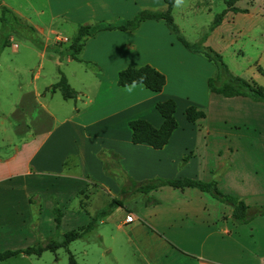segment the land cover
Returning <instances> with one entry per match:
<instances>
[{"label": "crops", "instance_id": "0c3cea01", "mask_svg": "<svg viewBox=\"0 0 264 264\" xmlns=\"http://www.w3.org/2000/svg\"><path fill=\"white\" fill-rule=\"evenodd\" d=\"M53 1L52 5L56 8L55 11L50 9V19L57 17L71 28L76 27V31L83 24L130 18L138 9L134 7L136 3L152 10L164 9V2L161 0L124 2L113 12L106 2L104 5V0H97L99 2L96 7L87 6L88 0ZM50 2L48 0V4ZM233 6L247 11L246 8L234 4ZM10 10L21 22L31 25L43 37L44 45L49 46L46 43L47 37L42 34L39 20L32 21L16 8L12 7ZM229 12L233 16L239 13ZM220 23L212 29L211 34L218 31ZM54 55L58 59L69 57L61 53ZM77 57L79 61L69 58L83 64L86 70L89 66L97 70L92 72L97 83L95 92L88 96L74 89V104L64 115L58 116L53 109H46L39 104L41 114L35 113L28 125L20 126L18 120L16 121L18 124L13 127L14 131L20 133L22 128L23 131H31L19 144L12 145L9 153L0 155V191H12L9 184L19 180L33 183L36 178L48 176L58 178L60 183L40 184L43 188L41 194L45 199L47 187L48 190L52 189V193H49L56 196L61 195L63 189L67 188L72 197L73 194L76 196L83 192L89 183L107 192L109 200L116 198L122 182L117 183L104 172L102 161L97 156L100 150H111L117 154L116 163H111L114 165L112 170L123 178V182L126 177L133 180L153 177H191L202 181L214 179L217 188L224 193L244 197L249 203L264 202V159L259 176H255L257 181L248 175L258 173L255 169L253 171L254 163L251 159L245 160V166H242L244 172H248L247 175L238 176V166L241 163L235 158L238 142L221 146L216 142V136L210 137L215 133L211 127H194L195 124L201 125L209 114L220 113L221 97L208 91L206 86L207 77L215 72L214 67L203 56L187 50L168 31L163 20L146 19L130 31L100 30L85 38ZM58 59L56 63H60ZM145 64L164 75L165 83L159 91H151L142 84L116 85L117 72L120 69ZM195 78L196 82L193 80ZM105 81H108V85L103 87ZM191 81L195 83L193 88L190 87ZM189 92H194V98H200L201 101L194 100ZM81 94L85 100L79 98ZM36 96H40L38 91L33 92V97ZM167 98H172L175 102L173 115L176 123L179 118H184V121L180 125L177 123L160 149H153L145 143H131L130 130L125 128L126 122L139 117L158 127L162 118L155 110L154 103ZM228 98L236 100L235 105L239 107L243 105L246 112L250 109L255 113L264 112V105L249 102L245 96ZM189 105L201 109L204 116L194 122L187 121L183 111ZM179 127L190 130L195 128V131L197 128V131L203 132L202 148L204 151L211 148L214 155L212 163L204 160L202 164L195 163L196 159L199 162L200 157L193 156L184 165L179 164L182 149H186L184 143L172 141L179 133L178 130H181ZM59 131L69 132L70 136L61 140ZM74 131H79L80 137L74 135ZM257 143L256 145L264 149V142ZM254 144L255 142L252 147ZM196 164L200 166L199 170L195 168ZM248 179L253 183L248 185V181H244ZM151 191L154 192L157 203L142 205L140 210L134 212L127 210L122 203V206L114 208L99 221L97 237L103 241L106 239L107 245L105 249L96 251L99 257L97 260L108 259L115 261V264H239V261H244L245 264L256 261V264H260L257 263L258 260L264 259V215L257 216L246 224H234L228 218L229 206L212 203L207 193L196 188L160 186ZM29 194L30 190H27L24 200ZM135 194L140 195L138 197L146 196ZM47 201L46 199L45 206H50ZM31 208L33 207L30 205L18 208L0 205V250L24 248L33 243L36 234L31 231L27 233L30 228L28 219L31 218ZM140 211L143 212L142 215L139 214ZM118 212L121 215L115 220ZM129 214L133 215V219L125 222V216ZM240 231L248 237H253L256 232L263 246L255 250L245 245L247 241L239 245L237 242L242 235ZM16 234L23 239L29 236V239L17 245ZM12 237H15L14 241Z\"/></svg>", "mask_w": 264, "mask_h": 264}, {"label": "rangeland", "instance_id": "374dc122", "mask_svg": "<svg viewBox=\"0 0 264 264\" xmlns=\"http://www.w3.org/2000/svg\"><path fill=\"white\" fill-rule=\"evenodd\" d=\"M161 1L164 2L163 0ZM88 2L87 6L95 5L96 7L99 1L88 0ZM105 2L112 12L124 2L136 3L135 0H104V5H106ZM0 3L9 9L12 7L16 8L23 16H28L32 21L39 20V26L43 30L42 34L47 37L48 41L46 43L51 50V52L49 50L40 51L38 47L34 46L17 31L11 30L8 37L11 45H5L0 52V155H3L9 153L12 150V145L19 144L20 140L25 138L31 131L30 129L23 131L22 128L20 133H18L14 131L13 127H17V120L20 126L22 124L28 125L29 120L32 119L35 113L41 114L39 112L41 110L39 104H42L46 109H53L58 116L66 114L74 104L73 99L63 98L59 90L53 92L49 90V86L58 79L59 71L65 75L71 88L79 92L82 91L83 95L91 96L95 92L97 85L92 72H97V70L91 66L87 67L89 69L86 70L83 64L75 62L69 57L58 59L57 55H54V53L63 52L70 46L76 27L71 28L70 25L62 23L57 17L50 19V9L52 8L55 11L56 8L52 5L54 3L53 0H51L50 4H48V0H0ZM233 4L246 8L247 11L239 12L233 16L229 12L231 10H227L222 17L218 31L214 35L211 34L212 30L209 31V26L214 16L226 8L224 0H173L170 14L177 33L187 43L194 44L195 47L198 46L199 50H201V46L210 47L220 54L221 60L232 75L252 80L258 86L264 88V0H236ZM140 6L142 5L134 4V7L138 9H136L133 16L139 10L149 9L148 7ZM39 11L42 13L39 14ZM122 19L128 18H117L114 22L118 23ZM168 31L175 37L173 32L169 29ZM39 37L43 40L42 36L39 35ZM14 45L16 49H14ZM197 54L204 57L199 52ZM57 59L60 63H56ZM209 62L216 72L214 63L212 61ZM193 80L196 82V78ZM102 85L106 87L108 81H105ZM190 87H195L193 81H191ZM34 91H38L40 96L33 97ZM189 93L194 100L201 101L200 98H194V92ZM83 95L81 94L82 97L79 96L81 100H85ZM219 96L222 99L219 107L220 113L216 115L214 113L209 114L201 125L195 124L194 127H211L215 133H212L210 137L216 136V142L221 146L230 142H238L235 158L241 163L238 166L240 170L237 175H247L248 172L243 170L244 161L251 159L254 163L253 171L255 169L258 173L257 175L254 173L248 175L254 178V181H257L258 179L255 176H259L261 162L264 159V149L256 145L258 141L264 142V112L255 113L252 109L246 112L243 105L242 107L235 105L236 100L232 101L228 100L230 99L228 97ZM245 99L249 102H258L251 100L249 97H245ZM258 103L264 105V102ZM179 120L177 123L180 125L184 118H179ZM125 128L129 129L127 122ZM179 129H181L178 130L179 133L172 138V141L184 143L183 146L186 148L182 149L179 164L181 166L184 165L193 156L200 157L199 162L196 159L195 163L202 164L203 160L212 163L214 155L211 148L205 151L202 148L201 137L203 132L197 131V128L196 131L195 128L190 130L186 127H179ZM73 134L80 137L79 131H74ZM58 135L61 140L63 137L68 138L70 136L69 132L65 131H59ZM56 139L60 143L58 136H56ZM253 142L255 144L252 147ZM103 160L111 166L113 165L111 163H116L117 161L115 157L109 155H104ZM199 167L197 164L195 165L197 170H199ZM114 176L110 177L117 183L123 182V178L117 173ZM244 181H248V185L253 183L249 179ZM44 182L47 185L51 182L56 185L60 183V180L48 176L36 178L33 183L19 180L9 184V188H12V191L10 189L0 191V205L14 206L16 208L24 205L33 207L31 208V218L30 220L28 219L30 228L27 231V233L31 231L36 234L33 242H36L37 239L41 242L49 239L59 241L63 232L76 229L85 224L88 220V215H92L95 208L103 206L110 198L107 192L92 183H89L90 185L84 188L83 192L76 196L73 194L72 197L67 188L63 189L62 192L64 194L61 193V195L56 196L51 194L52 189L49 188L48 190L47 187L45 191L47 193L46 199L50 206H45L46 199L41 194L43 188L40 185ZM27 190H30V194L24 200V194ZM153 194L154 192L151 191L144 197H138L140 196L138 194L129 195L123 200V205L131 212L140 210L142 205H148L145 202L147 196L155 199ZM29 196H32L31 202L28 200ZM42 197L44 198V203L42 202ZM116 198H120V195ZM210 200L212 203L223 204L214 198H210ZM55 201L57 202L55 205L62 211L57 227L53 221L54 213L52 212ZM139 214L142 215L143 212L140 211ZM120 215L121 213L115 217V220ZM129 215L133 219V215ZM99 226L98 222H96L93 230L81 238L71 241L65 247H58L54 251L44 250L39 256L15 255L0 264H67L68 251L73 254L77 264H115V261L108 259L104 261L97 260L99 257L96 255V251L105 249L107 245L106 239L103 241L97 237ZM240 233L242 235L238 240L239 242H237L239 245L243 241H247L245 245L248 248L253 247L257 250L263 246L262 242L257 238L256 232L253 237H248L241 231ZM15 237V244L17 245H21L29 239L28 236L25 241L21 236L17 237V234ZM15 237L11 238L12 241H14ZM239 262V264H245L243 263L244 261ZM257 263L264 264V259L258 260ZM249 264H256V261H249Z\"/></svg>", "mask_w": 264, "mask_h": 264}, {"label": "trees", "instance_id": "16d2710c", "mask_svg": "<svg viewBox=\"0 0 264 264\" xmlns=\"http://www.w3.org/2000/svg\"><path fill=\"white\" fill-rule=\"evenodd\" d=\"M163 1L165 3L164 10L142 9L131 18L122 19L118 23L114 21L105 22L101 20L94 23L80 25L77 28L76 34L70 46L60 53L66 54L71 59L79 61L77 54L79 53L85 38L93 36L100 30L117 29L130 31L136 29L139 24L146 19L163 20L165 26L175 34L176 39L187 50L203 54L207 60L212 61L216 66L215 74L207 77L206 79L208 91L219 94L223 97L245 96L249 97L253 101L264 102V88L258 86L252 80H246L239 76L232 75L221 60L220 54L215 52L210 47L200 45L202 48L199 50L198 46L195 47L194 44L187 43L177 33V30L172 22L170 11L173 0ZM234 1L235 0H224L226 8L221 13L214 16L209 26V31L221 22L222 17L227 10H231L233 12L246 11L245 9L234 7ZM11 30L17 31L40 50H50V47L44 45L43 40L39 37L31 25L21 22L8 7L0 3V52L5 45H9L8 37ZM164 83V75L147 64L138 67H124L117 72L116 77L117 86L142 84L145 88L151 91H159ZM49 90L51 92L59 90L62 97L66 99H74L76 96V91L69 86L61 71L58 72V79L49 86ZM154 108L162 118L158 127H154L147 120L139 117L129 119L127 121V126L130 130L129 140L131 143H145L153 149H160L167 142L171 132L177 126L173 115L175 102L172 98L156 101L154 103ZM183 113L185 119L189 122H194L196 119L204 116V112L201 109H197L192 105L185 107ZM104 155H109L117 159V154L111 150H100L97 153L98 158L102 161V168L104 172L109 176H114L117 173L112 170L114 165L111 166L105 163L103 160ZM182 160L184 161V159ZM109 169H111V171H108ZM160 186H170L178 189L192 187L207 193L211 198H214L230 207V214L228 218L234 224H246L253 218L264 215V202L249 203L244 197L224 193L217 188L216 181L214 179L202 181L191 177L178 179L153 177L142 180H133L126 177L119 188L120 198H111L106 204L96 209L92 215H88L89 218L85 224L77 227L76 229L63 232L62 238L59 241L49 239L45 242H41L37 239L36 242H33V244L24 248L0 250V261L19 254L39 256L44 250L54 251L58 247H65L71 241L81 238L93 230L96 222L99 223V221L103 217L107 216L114 208L122 206L123 200L129 195L135 193L146 195L149 191ZM31 199L32 196H29V202H31ZM145 202L150 204L157 203L158 201L147 196ZM56 203L57 202L55 201L54 206L52 207V212L54 213L53 221L57 227L60 222L62 211L55 205ZM67 264H77L73 254L69 251L67 252Z\"/></svg>", "mask_w": 264, "mask_h": 264}, {"label": "built area", "instance_id": "2783aa9c", "mask_svg": "<svg viewBox=\"0 0 264 264\" xmlns=\"http://www.w3.org/2000/svg\"><path fill=\"white\" fill-rule=\"evenodd\" d=\"M132 220V217L130 215L125 216V222H129Z\"/></svg>", "mask_w": 264, "mask_h": 264}]
</instances>
